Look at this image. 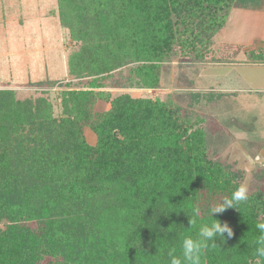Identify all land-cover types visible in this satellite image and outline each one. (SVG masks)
<instances>
[{
	"label": "trees",
	"instance_id": "1",
	"mask_svg": "<svg viewBox=\"0 0 264 264\" xmlns=\"http://www.w3.org/2000/svg\"><path fill=\"white\" fill-rule=\"evenodd\" d=\"M263 5L59 0L58 7L73 76L93 77L89 87H100L109 72L136 62L137 85L158 88L164 61L180 52L204 59L233 7ZM208 93L197 98L217 97ZM104 94L62 90L55 115L48 98L0 89V264H169L167 251L179 254L180 234L195 236L214 219L208 207L243 183L244 171L209 156L203 118L171 96L107 95L110 106L97 111ZM196 206L201 215L189 228L187 213ZM238 207L215 214L234 235L217 238L215 247L209 242L204 264H257L264 191Z\"/></svg>",
	"mask_w": 264,
	"mask_h": 264
},
{
	"label": "rangeland",
	"instance_id": "2",
	"mask_svg": "<svg viewBox=\"0 0 264 264\" xmlns=\"http://www.w3.org/2000/svg\"><path fill=\"white\" fill-rule=\"evenodd\" d=\"M58 6L59 0H0V89L14 90L20 99L48 98L54 105L55 115L61 113L59 95L66 89L105 91L96 101L97 111L110 106L107 95L111 98L128 92L135 97L171 96L192 118H203L209 156L244 171L243 183L248 185L249 193L258 188L264 191V99L250 95L252 101L249 102L248 94L221 100L211 98L207 102L197 98L196 93L214 92L205 91L208 86L200 81L206 63L217 61L213 50H209L204 59L180 52L164 61L158 88L137 85L130 69L137 65L136 62L109 72V76L101 80L100 87H89L93 77H76L69 71V49ZM234 8L229 13L230 20ZM235 11L230 25H238L240 33L232 26L226 30L225 24L210 40L211 46L216 38L217 41L221 38L226 41L224 37L230 36L232 39L249 38L242 17L244 12ZM86 135L93 142L94 135L89 129Z\"/></svg>",
	"mask_w": 264,
	"mask_h": 264
},
{
	"label": "crops",
	"instance_id": "3",
	"mask_svg": "<svg viewBox=\"0 0 264 264\" xmlns=\"http://www.w3.org/2000/svg\"><path fill=\"white\" fill-rule=\"evenodd\" d=\"M235 9V13L244 12L242 17L246 21L249 38L246 35L243 39L224 37L226 41L222 38L217 41L216 38L209 50L218 56L217 61L206 63L201 70L200 81L206 82L208 88L205 91L216 93L217 100L243 94H248L249 102L252 101L250 95L264 99V5L262 8H234L232 18ZM230 17L225 29L229 30L232 26L234 31L239 32L238 25H230ZM221 43L222 46H219Z\"/></svg>",
	"mask_w": 264,
	"mask_h": 264
},
{
	"label": "clouds",
	"instance_id": "4",
	"mask_svg": "<svg viewBox=\"0 0 264 264\" xmlns=\"http://www.w3.org/2000/svg\"><path fill=\"white\" fill-rule=\"evenodd\" d=\"M249 199V188L246 183L238 184L228 196H224L219 202H216L208 207L205 215L214 217L208 222L201 223L195 236L180 234L179 254L176 248H169L167 256L169 264H204L203 254L209 247V242L215 247L217 238L222 242H226L234 235L233 228L227 222L215 217V214L223 213L228 208L239 210L238 205L246 202ZM240 211V210H239ZM187 213V212H186ZM189 217L190 227L197 223L196 218L201 215V208L196 206L192 209ZM256 229L259 235L254 241L255 256L257 264L261 259H264V220H257Z\"/></svg>",
	"mask_w": 264,
	"mask_h": 264
}]
</instances>
